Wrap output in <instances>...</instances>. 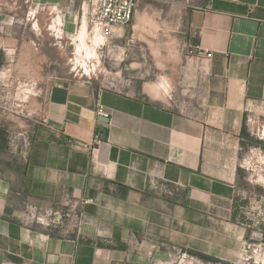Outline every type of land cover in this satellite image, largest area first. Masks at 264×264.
Segmentation results:
<instances>
[{
    "label": "crops",
    "instance_id": "obj_1",
    "mask_svg": "<svg viewBox=\"0 0 264 264\" xmlns=\"http://www.w3.org/2000/svg\"><path fill=\"white\" fill-rule=\"evenodd\" d=\"M77 2L0 0V78L33 73L40 83L54 61L27 161L0 125V264H184L189 254L194 264H209L201 254L239 264L255 233L241 221L253 199L239 186L240 159L258 153L264 164V0L179 9L183 37L174 22L169 44L178 53L156 51L161 69L143 67L133 81L114 75L109 85L57 65L59 13L76 19ZM46 16L54 54L38 32ZM126 27L100 35L99 52L122 61ZM32 206L58 219L38 223Z\"/></svg>",
    "mask_w": 264,
    "mask_h": 264
},
{
    "label": "rangeland",
    "instance_id": "obj_2",
    "mask_svg": "<svg viewBox=\"0 0 264 264\" xmlns=\"http://www.w3.org/2000/svg\"><path fill=\"white\" fill-rule=\"evenodd\" d=\"M82 1L78 0L73 8L76 19L71 20L65 9L61 10L62 13H59L61 23L58 27L60 29L58 36L60 38H57L56 41H61L62 59L60 61L57 60V65L59 64L62 75H65L70 70V59L73 56L76 43L74 37L82 23L83 16H85L88 34L85 31L83 36L84 45L78 36L81 42L78 44L81 48L78 49L77 46V49L79 51L85 47V51L90 49L91 57H95L91 61L97 65L98 80L104 85H109V79L114 75L118 76L120 74L123 79L131 77L133 81L140 76V73L137 74V72L143 67H148L151 70L153 67L161 69L160 65L162 64L158 65L157 62L153 63L152 61L156 51H161L165 55L178 53V51L170 49L171 45H169L176 36L173 27L174 22L179 21L181 25L178 27L179 40L183 37L185 18L174 20V15L177 14L179 9H182V11L189 10L193 6L200 5L205 0H136V10L133 18L118 42L119 46L125 50L122 61H120L122 56L113 55V53L109 55L106 50L101 54L97 48V51L95 50L97 41L101 39L99 33H95L92 38V46H89L90 43L86 42L93 33L90 32L89 11L82 8ZM52 24L53 21L49 16H46V19L38 25V32H40L41 38L44 37L43 39L45 40L47 54H54V46L51 45L55 41L54 38L57 37H54L57 33L49 29ZM70 26L72 29L69 28ZM80 59L83 58L80 57ZM53 65V59L51 62L47 59V78L40 83L36 80L37 76L33 73L17 76L11 72L3 74L0 78V125L7 130L9 145L11 144L10 142L14 143L19 140L17 144L21 146L23 138L31 133L35 121L41 117L42 111L40 108L46 90L50 85V79H48L49 67H53ZM147 81L150 80L148 79ZM246 156L244 155L240 159L246 167V178L241 179L239 186L245 193L243 195L250 196L253 201L242 205L245 208L247 206L246 210L245 208L242 210L247 212L245 217L248 218H243L241 221L251 224L252 227L250 229L255 233L252 234L249 243L245 245V251H243L244 254L240 258L241 262L239 264H264V179L257 181L256 176L257 173L264 174V164L256 162L258 153H250L249 157ZM257 161L261 160L258 159ZM258 245L261 247L259 253H252L251 249L253 246ZM194 257V255L189 254L187 260L191 263L184 262V264H194ZM206 261L209 264H216V262L209 259ZM180 263L182 264V261Z\"/></svg>",
    "mask_w": 264,
    "mask_h": 264
},
{
    "label": "built area",
    "instance_id": "obj_3",
    "mask_svg": "<svg viewBox=\"0 0 264 264\" xmlns=\"http://www.w3.org/2000/svg\"><path fill=\"white\" fill-rule=\"evenodd\" d=\"M136 7V0H83L82 8L89 11V26L90 32H98L102 38L108 37L114 27H126L132 20ZM102 44V43H101ZM101 44H98L101 45ZM97 48V47H96ZM197 53L207 58L212 56L211 51L206 48H197ZM79 57V58H78ZM83 58V59H80ZM80 60H87V63L91 65V74L84 75L88 79L97 78V69L94 62H90L89 59H85L84 56L78 55L74 50L73 56L70 59V71L74 74L83 75V68L80 65ZM46 118L43 114L35 122L43 123ZM30 134L23 138V144L20 146L19 140L16 142H10L9 145L11 151L17 152L23 161L28 160L29 151L31 147ZM97 143H102L99 139ZM92 198L85 199L83 203H91ZM57 213L51 209H43L41 207L32 206L30 215L38 223L43 225H49L51 222L58 219ZM261 250L260 245L253 246L251 249L252 253H259ZM257 264V263H256Z\"/></svg>",
    "mask_w": 264,
    "mask_h": 264
},
{
    "label": "bare ground",
    "instance_id": "obj_4",
    "mask_svg": "<svg viewBox=\"0 0 264 264\" xmlns=\"http://www.w3.org/2000/svg\"><path fill=\"white\" fill-rule=\"evenodd\" d=\"M52 26L53 25H51L50 27H49V29L50 28H52ZM85 31H86V25H85V22L83 23V25H82V27H81V32H80V34H79V38H80V40L82 41V44L84 45L85 43H84V41H83V36H84V34H85ZM95 33H97V32H93V35L91 36V38H93V36H94V34ZM78 36V35H77ZM80 40H78V43H81L80 42ZM96 40V39H95ZM100 40H98L97 42H99ZM87 43H90L89 44V46H92V44H93V42L89 39L88 40V42ZM101 43V42H100ZM77 46H78V49L79 48H81V46L79 45V44H77ZM87 46H88V44H87ZM86 48V47H85ZM85 48H83L82 50H78L77 49V47L75 48V51H76V53L78 54V55H81V56H84L85 57V59H89V61L91 62V59H93V58H95V57H91V51H90V49L87 51H85ZM95 50H96V47H95ZM95 55V54H94ZM80 62V65H81V67L83 68V72H82V74L83 75H87V74H91V70H92V67H91V65H89L88 63H87V60L85 61V60H80L79 61ZM188 263H191V262H188Z\"/></svg>",
    "mask_w": 264,
    "mask_h": 264
},
{
    "label": "water",
    "instance_id": "obj_5",
    "mask_svg": "<svg viewBox=\"0 0 264 264\" xmlns=\"http://www.w3.org/2000/svg\"><path fill=\"white\" fill-rule=\"evenodd\" d=\"M98 120H99L100 122L108 123V122H109V117L106 116V115H99V116H98ZM102 125H104V124H102ZM105 126H106V125H105Z\"/></svg>",
    "mask_w": 264,
    "mask_h": 264
},
{
    "label": "trees",
    "instance_id": "obj_6",
    "mask_svg": "<svg viewBox=\"0 0 264 264\" xmlns=\"http://www.w3.org/2000/svg\"><path fill=\"white\" fill-rule=\"evenodd\" d=\"M199 255V254H197ZM201 257L204 258V259H210L209 257H206L205 255L201 254Z\"/></svg>",
    "mask_w": 264,
    "mask_h": 264
}]
</instances>
